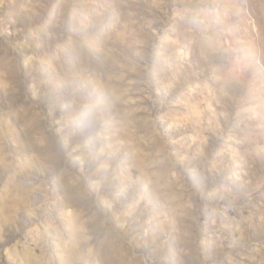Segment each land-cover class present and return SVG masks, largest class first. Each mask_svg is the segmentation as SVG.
Here are the masks:
<instances>
[{
    "label": "rangeland",
    "instance_id": "obj_1",
    "mask_svg": "<svg viewBox=\"0 0 264 264\" xmlns=\"http://www.w3.org/2000/svg\"><path fill=\"white\" fill-rule=\"evenodd\" d=\"M0 264H264V0H0Z\"/></svg>",
    "mask_w": 264,
    "mask_h": 264
}]
</instances>
